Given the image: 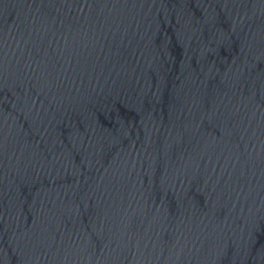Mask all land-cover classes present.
I'll use <instances>...</instances> for the list:
<instances>
[{"label": "water", "instance_id": "1", "mask_svg": "<svg viewBox=\"0 0 264 264\" xmlns=\"http://www.w3.org/2000/svg\"><path fill=\"white\" fill-rule=\"evenodd\" d=\"M0 264H264V0H0Z\"/></svg>", "mask_w": 264, "mask_h": 264}]
</instances>
